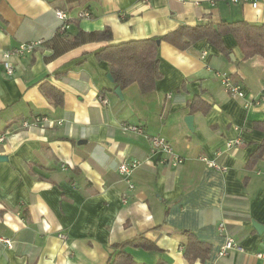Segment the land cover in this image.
I'll use <instances>...</instances> for the list:
<instances>
[{
    "label": "crops",
    "instance_id": "0c3cea01",
    "mask_svg": "<svg viewBox=\"0 0 264 264\" xmlns=\"http://www.w3.org/2000/svg\"><path fill=\"white\" fill-rule=\"evenodd\" d=\"M55 9L69 18L63 36H56ZM222 20L264 23V0L255 7L243 0H0V264H107L117 244L139 235L159 251L126 247L137 264H264V228L258 233L252 224L264 226V153L250 163L264 140L253 127L264 120V59H243L231 35L222 38L228 55L204 40L184 50L159 41L155 89L141 93L133 83L120 88L119 99L107 63L96 57L107 45ZM76 28H109L111 39L65 48ZM30 41L41 44L12 57L14 73L7 75L2 53ZM54 47L65 50L54 55ZM221 72L244 98L227 95ZM43 84L62 93L60 106ZM193 97L209 106L206 112L190 110ZM36 116L51 123L22 125ZM128 124L164 137L183 164L161 162L145 135L124 130ZM133 160L140 165L129 188L117 166ZM189 232L210 246L202 262L183 257ZM227 237L238 248L219 255Z\"/></svg>",
    "mask_w": 264,
    "mask_h": 264
},
{
    "label": "trees",
    "instance_id": "16d2710c",
    "mask_svg": "<svg viewBox=\"0 0 264 264\" xmlns=\"http://www.w3.org/2000/svg\"><path fill=\"white\" fill-rule=\"evenodd\" d=\"M69 21V20H68ZM68 30L56 36H63ZM224 35H231L243 54V59L260 56L264 59V23L255 24L244 20L224 21L219 23H205L195 26H178L175 30L161 35L138 40H129L114 45H107L96 52L99 60L105 61L109 73L116 86L121 89L135 83L141 93H149L155 89L161 78L159 70L158 42L166 41L178 49L184 50L196 42L204 40L214 46L223 55L230 50L223 44ZM111 31L105 28L101 31L83 32L74 29L70 39L66 40L65 48H72L87 42L109 41ZM65 48L54 47V55L62 53ZM43 92L54 106L62 104V93L51 85L43 84ZM192 111L206 112L209 106L199 97H193L188 102ZM254 129L264 132V120L255 121ZM264 153V140L251 155L250 163L261 158ZM187 241L183 247V257L188 263L204 261L208 257L210 246L199 241L193 233H187ZM139 247L144 250H158L155 243L143 235L133 237L117 244L115 256L107 264H137L134 258L125 250L126 247ZM162 264V263H160Z\"/></svg>",
    "mask_w": 264,
    "mask_h": 264
},
{
    "label": "built area",
    "instance_id": "2783aa9c",
    "mask_svg": "<svg viewBox=\"0 0 264 264\" xmlns=\"http://www.w3.org/2000/svg\"><path fill=\"white\" fill-rule=\"evenodd\" d=\"M142 2H148L149 0H141ZM215 0H211L212 3H214ZM232 2H237L239 0H229ZM243 1H248L251 3V5L253 7L256 6V0H243ZM54 14L55 17L57 19V27H56V31L57 33L61 34L63 32H65L66 30L69 29V18L67 13L64 10L61 9H55L54 10ZM78 16L80 17H87L88 13L85 11H81ZM41 44V41H30V42H21L20 44H18L16 47L4 51L2 53V64H3V68L6 72L7 75L12 76L14 73V68L13 65L10 61V59L12 57H21L27 54H30L33 52V50L38 47ZM202 56H205V52L202 53ZM220 77V82L222 85L223 90L227 93V95L229 97L232 98H244V91L242 89L241 86L235 84L232 80H231V76L225 72H221V73H217ZM264 99V85L261 88L260 91V100ZM99 102L101 104L106 105L107 104V99L105 97H99L98 98ZM250 102H245V106L249 105ZM43 123H51L50 119L46 116H36L33 118L32 121L28 122L26 120H24L22 122V125L24 127L26 126H30V125H38V124H43ZM59 123V122H58ZM124 130L131 132V133H135V134H139V135H145L148 139H149V143H150V147L152 151H157V152H161L164 156L161 159V162L163 163H168L171 166H180L181 164H183L184 162V158L182 156H180L179 154H177L174 150L173 147L171 146V144L162 136L160 135H147L143 128L140 126H136V125H125ZM3 140V135H0V141ZM232 141H228L227 142V147H230L232 145ZM238 143V142H235ZM199 159L202 162H205L209 167H212L214 169L217 170H221V171H225L226 167L224 166H220L219 164H217L215 162L214 159H208L206 156H199ZM140 165V162L138 160H133L129 163H120L117 166V172L125 179L127 180V182H129V175L131 174V172L137 168ZM129 188L133 187L132 183H128ZM123 201H125V198H123ZM222 227V224H220V228ZM61 238H64L63 234H59L58 235ZM2 241L4 243L7 244V246L10 245V242L8 239H2ZM233 247H237V244L234 242V240L230 237H227L225 239V242L223 244V246L221 247V249L219 250V255H224L227 251V249H231ZM258 256H261L260 254H258Z\"/></svg>",
    "mask_w": 264,
    "mask_h": 264
},
{
    "label": "water",
    "instance_id": "95a60500",
    "mask_svg": "<svg viewBox=\"0 0 264 264\" xmlns=\"http://www.w3.org/2000/svg\"><path fill=\"white\" fill-rule=\"evenodd\" d=\"M158 43H159V42H158ZM106 77H107L111 82L113 81V79H112L110 73H107V74H106ZM114 93H115V95H117V96L119 97V99H122L121 89H120L119 86H116V87H115V89H114ZM184 121H185L186 126H187L190 130H192V127H193V116H191V115L186 116V117L184 118ZM77 143H78V144H83V143H85V140H79ZM5 159H6L5 156L0 155V161L5 160ZM252 224H253V227L255 228V230H256L258 233H261V232H262V230H263V228H264L263 225L258 224V223L255 222V221H253Z\"/></svg>",
    "mask_w": 264,
    "mask_h": 264
},
{
    "label": "rangeland",
    "instance_id": "374dc122",
    "mask_svg": "<svg viewBox=\"0 0 264 264\" xmlns=\"http://www.w3.org/2000/svg\"><path fill=\"white\" fill-rule=\"evenodd\" d=\"M57 32V31H56Z\"/></svg>",
    "mask_w": 264,
    "mask_h": 264
}]
</instances>
